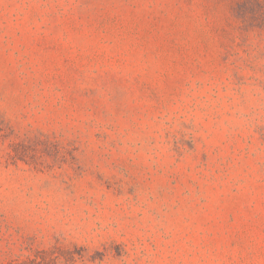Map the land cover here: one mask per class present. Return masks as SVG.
I'll return each instance as SVG.
<instances>
[{
	"label": "rangeland",
	"instance_id": "1",
	"mask_svg": "<svg viewBox=\"0 0 264 264\" xmlns=\"http://www.w3.org/2000/svg\"><path fill=\"white\" fill-rule=\"evenodd\" d=\"M0 264H264V0H0Z\"/></svg>",
	"mask_w": 264,
	"mask_h": 264
}]
</instances>
